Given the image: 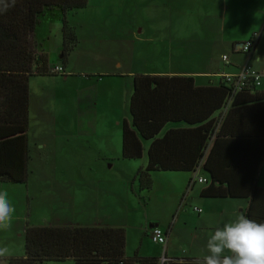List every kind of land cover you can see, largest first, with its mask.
Here are the masks:
<instances>
[{
  "label": "crops",
  "instance_id": "0c3cea01",
  "mask_svg": "<svg viewBox=\"0 0 264 264\" xmlns=\"http://www.w3.org/2000/svg\"><path fill=\"white\" fill-rule=\"evenodd\" d=\"M115 7L124 12L123 20H90ZM68 17L77 44L65 61L62 13L51 9L38 18L34 42L48 58L50 75L29 80L28 177L25 184L0 183V191L26 189L18 208L24 202L29 206L31 187L45 190L50 201L60 200L66 207L47 219L13 217L11 229L0 231V246L9 248L8 259L22 258L23 233L28 226L114 227L125 232V257L136 253L160 261L198 264L207 254V240L215 229L234 220L238 213L244 214L248 199L201 196L205 185L192 182L207 176L201 168L193 173L154 172L152 190L142 204L147 210L156 198L157 207L152 217L146 213L138 222L112 217L103 210L100 215L89 211L95 188L92 177L87 184L85 175L96 168L102 173L118 164L132 166L125 178L132 181L133 188L137 170L146 166L149 143L145 141H141L140 160H121V126L123 122L131 126L128 102L134 77L182 82L186 102L194 104L201 97L211 108L213 92L207 89L218 88L225 75L238 73L246 64L264 73V0H88L84 9L74 12L70 20ZM251 38H256L254 48L243 53L242 45ZM56 66L64 73L52 74ZM188 78L192 79L191 87L185 84ZM259 91L264 93V87ZM68 114L71 117H66ZM218 115L219 111L210 119ZM190 128L184 123H168L157 138L169 130ZM64 141L71 142L67 146L70 154H60ZM88 148L95 153L94 162L85 160ZM257 187L264 189V161L258 170ZM153 227L165 234V247L152 242L149 231Z\"/></svg>",
  "mask_w": 264,
  "mask_h": 264
},
{
  "label": "trees",
  "instance_id": "16d2710c",
  "mask_svg": "<svg viewBox=\"0 0 264 264\" xmlns=\"http://www.w3.org/2000/svg\"><path fill=\"white\" fill-rule=\"evenodd\" d=\"M87 2L0 0V183L25 184L28 177L29 80L50 75L48 58L34 42L38 18L51 9L62 13L65 61L77 44L66 17L84 9ZM185 81L192 86V79ZM172 83L166 78L134 77L128 102L131 126L125 122L121 126V160H140L141 141L149 143L147 164L133 179L139 197L144 202L151 192L154 172L193 173L201 168L207 176L192 180L205 179L201 196L248 199L244 214L264 222V189L257 187L264 161V93L259 91L264 86L234 92L223 77L218 88L207 89L213 92V103L206 108V99L188 103L182 82ZM217 111L219 115L210 119ZM168 123L192 128L169 130L157 138ZM23 236L24 257L9 258L7 264H189L136 253L125 257L121 228L28 226Z\"/></svg>",
  "mask_w": 264,
  "mask_h": 264
},
{
  "label": "rangeland",
  "instance_id": "374dc122",
  "mask_svg": "<svg viewBox=\"0 0 264 264\" xmlns=\"http://www.w3.org/2000/svg\"><path fill=\"white\" fill-rule=\"evenodd\" d=\"M117 8L118 7H115V10L111 12L108 10L109 12L97 13L98 16L97 17L91 16L90 20L92 21H95L97 19L102 21L109 19L123 20L125 14L123 11H120V9ZM73 13L67 15L69 16L68 17L69 20L71 19ZM63 108H64V104H63ZM66 117H71V115L68 114L66 115ZM32 124L38 125L39 122L32 121ZM66 124H68L67 121ZM54 125L57 128L60 125H63V122L61 121L60 125L57 124ZM69 144H71V142L66 143L64 141L62 143V149L60 150V154L61 153L70 154L72 152V150H70L69 147L67 149V146ZM90 145L92 146V143H90ZM90 152L92 153L91 158H90ZM94 159H95V153L90 148H88L86 150L85 160L86 161L91 160V162H94ZM123 167L125 166H120L118 164L112 169L103 170L102 173L98 170V168H96L94 169V172L92 174L85 175V182H87V184L92 177V181H93L92 187L95 188L94 189L95 196L93 198L92 207L89 205V211L91 212L97 211V213L100 215V211L103 210L105 213H107L112 217H118L119 219L124 217H130L133 219H137L138 222L140 221V219L145 217L146 213H148L149 217H152L154 215L153 212L157 207L156 198L153 199V202L146 210V207L142 204V200H141L142 196L139 197V194L137 192V182L135 183V186H133L132 188L133 185L132 181H126L125 178L128 177V175L126 174H129L128 172H130L132 166L131 167L128 166L126 168ZM56 180H57V175H56ZM59 180L61 181L60 176H59ZM35 186H39V185L35 184ZM22 192L26 193V189L23 187H19V189L13 192H8L9 200L16 209L14 217H32V218L35 217L38 219H47L49 217L50 218L53 217L54 214H57L66 207V206H62V202L60 200L51 198L50 201V197L48 196L45 190L38 191L37 188L31 187V189H29V194L27 197L29 206H26L24 202L18 208V201L20 200V196ZM23 199H25V195H23ZM86 204L87 203H85V205ZM143 241L144 243L147 242V240L145 239H143ZM68 263L70 264V262H65L63 264H68Z\"/></svg>",
  "mask_w": 264,
  "mask_h": 264
},
{
  "label": "clouds",
  "instance_id": "9594fccd",
  "mask_svg": "<svg viewBox=\"0 0 264 264\" xmlns=\"http://www.w3.org/2000/svg\"><path fill=\"white\" fill-rule=\"evenodd\" d=\"M15 212L8 192L0 191V231L11 229ZM206 249L198 264H264V222L238 213L234 220L215 229ZM9 256V248L0 246V264H7Z\"/></svg>",
  "mask_w": 264,
  "mask_h": 264
},
{
  "label": "built area",
  "instance_id": "2783aa9c",
  "mask_svg": "<svg viewBox=\"0 0 264 264\" xmlns=\"http://www.w3.org/2000/svg\"><path fill=\"white\" fill-rule=\"evenodd\" d=\"M255 40L256 38H251L247 40L242 45L241 51L246 54L250 53L255 46ZM227 60L228 59L226 56L222 57V61L225 64L228 63ZM51 73L61 75L64 73V70L62 67L56 66L51 69ZM224 78L227 83L232 84L233 86L232 89L234 90V92L239 91L244 87L260 88L264 86V73L259 72L258 70L254 69L252 66L248 64L243 66L238 73L234 75H225ZM197 182L200 184L205 183V179L198 178ZM197 211L200 212V210ZM150 238L152 242L165 247L166 237L160 228L154 227L151 230Z\"/></svg>",
  "mask_w": 264,
  "mask_h": 264
}]
</instances>
